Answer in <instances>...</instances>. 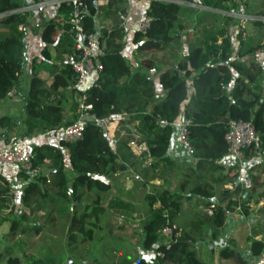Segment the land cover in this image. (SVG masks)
Returning a JSON list of instances; mask_svg holds the SVG:
<instances>
[{"label":"trees","instance_id":"1","mask_svg":"<svg viewBox=\"0 0 264 264\" xmlns=\"http://www.w3.org/2000/svg\"><path fill=\"white\" fill-rule=\"evenodd\" d=\"M96 1L99 3L97 7L93 0H82L83 29L94 32L95 13L104 18L111 16L113 21L98 38L100 53L97 59L102 68L84 91L85 102L90 103L91 108L84 120L82 134L73 141L60 139L58 144L30 145L32 166L38 167V171L33 173L19 168L18 175L23 179L20 213L15 214L18 205L9 180L0 173V229L8 222L7 236H13L27 216L26 209L28 213H33L42 208L45 215L38 217L30 227L37 235L46 224L55 225L58 214L69 213L68 245L73 247L80 243L83 251L88 252L93 239V225L107 210L113 221L119 222L118 226L122 225L126 216L138 222L140 230H136V234L140 245L144 250H151L153 257L146 261L142 256L135 260L124 256L119 261L95 264H207L199 256L196 242L204 240L207 229H210L209 239H214L231 210L236 208L235 215L246 216L257 186L263 189L264 195V162L249 164L256 170L248 177V186L235 182L238 163L228 155L223 138L229 120L248 121L260 143L257 148L252 145L243 147V160L264 155V95L259 83L264 70L255 60L258 50L264 52V41L253 42L245 25L264 28V11L250 15L246 9L238 10L236 0H181L185 4L148 0L144 11L148 17L147 27L144 32L135 30L132 36L135 51L172 50L174 46L181 51L174 65L161 69L155 84L147 77L148 74L130 67L121 54L124 31L118 16L125 13V1ZM118 4L123 8L115 10ZM56 6V17L42 20L32 27L48 44L41 52L44 59H49L52 46L56 51L55 45L62 46L63 52H74V37L69 22L73 5L63 0ZM22 7L16 0H0V13H6L0 17V101L10 92L19 95L22 101L19 117L0 116V138L6 143L15 139L11 135L13 130L19 129L18 137L23 139L62 129L77 118L76 102L72 106L75 112L72 119L64 121V109L55 100L58 95L56 90L60 87L75 85L79 96L72 61L61 66L62 72L53 74L51 83L47 84L39 75L45 60L33 57L28 88L23 93V74L27 63L25 36L29 23L25 10L11 12ZM183 10L190 15L195 14L196 20H199L198 16L207 17L210 13L221 20V23L211 24L212 18L208 16L210 22L202 27L199 41L190 42L184 53L178 43L181 34L177 31L183 28L180 23ZM230 20L234 21L232 26L236 30L234 47L230 40V31L233 30L224 24ZM156 85L161 91L160 96L155 90ZM189 86L192 88L190 95ZM181 105L183 117L189 120L186 129L192 148L189 155L192 165L186 167L180 158L178 190L172 191L164 187V182L173 174L172 167L178 163L168 156L167 151L173 122L178 118ZM112 115H120L119 123L126 133L125 137L115 142L114 148L104 132V122ZM133 134H138L139 142L145 145L135 153L129 143ZM64 149L69 154V168L65 165ZM183 155L188 156L186 153ZM225 156L229 158L227 166L220 162ZM130 157L138 164L136 174L141 179V185L151 186L143 195L144 210L137 211L134 203L118 196L108 198L106 206H102L101 194L109 189V183L91 178L88 173L110 178L132 164L128 161ZM51 168L56 171H50ZM66 170L70 172L69 178ZM49 177H52L51 184L48 183ZM219 182L221 189L216 193L214 184ZM87 194L91 200L80 204L79 201ZM191 196L201 198V206L205 208L212 204V213L208 215L198 211L186 228L175 224L173 219L179 213L182 200ZM171 224L177 227L171 235L161 234L160 229ZM237 226V233L218 246V256L229 264H250L252 259L264 256V234L255 238L252 232L248 234L247 230H243V222ZM2 257V264H23L22 257L8 251L0 253ZM58 258L48 248L42 255L27 256V264H64ZM65 264L88 263L72 260Z\"/></svg>","mask_w":264,"mask_h":264},{"label":"crops","instance_id":"2","mask_svg":"<svg viewBox=\"0 0 264 264\" xmlns=\"http://www.w3.org/2000/svg\"><path fill=\"white\" fill-rule=\"evenodd\" d=\"M18 1L21 6L29 5L33 2L39 1V0H16ZM125 2V13L123 15H119L117 13L113 14L115 17H119L120 20L118 21L120 25L123 28L124 31V37H123V47L121 50L122 56L125 58L126 62L129 64L132 68H139L141 71L148 74V76H154L157 72L161 71L162 68H164L167 65H174L176 58L179 57L180 54V48L178 46H174V48L170 51L169 49L161 50V51H155V50H145L141 52L135 51V44L132 42V36L136 29V20L138 16L142 13H144L145 8L147 6L146 0H124ZM195 1V0H194ZM96 7L99 5V3L95 0V3H93ZM57 4L52 3L44 6L42 9H23L25 10V18L26 21L29 23L26 27V36L25 41L27 43V50H26V56H27V63L26 68L24 71V79H23V93L27 91L28 83L31 76V60L33 57H38L40 59H44V55H42V50L45 45H48L44 43L41 40L40 32H34L32 30V27L35 26V24L40 23V21L56 17L57 12ZM123 8L121 4L117 5V8L115 10H119ZM86 11V10H85ZM101 12V11H99ZM111 12V11H110ZM183 16L181 18L182 20H188L186 16H184L186 13L183 10L182 11ZM94 21L97 23V29L99 31V37L101 36V32L104 29H107L110 27L111 22L113 21L111 16L110 18H104L102 15L94 14ZM204 17V16H203ZM197 25L194 29H189L190 38H187L186 41H184L186 35H183L181 32L178 33L181 34L179 37V44L182 47V53L185 52L187 45L190 42H197L199 39L197 38V29L204 27V22L199 20H196L194 16L190 19ZM93 21V26L95 27ZM180 21V23H181ZM20 28V27H19ZM41 29V28H40ZM39 29V31H40ZM184 29V28H182ZM98 37V38H99ZM54 45V44H52ZM50 48V57L49 59H44L46 64L44 65V68H42L39 72V75L45 80L47 84L51 83V78L53 74L55 73H61L62 67L66 62L72 61L74 58L73 53L63 52L62 46H56V51L53 48ZM74 47V45H73ZM176 50V51H175ZM59 56V57H58ZM175 58V59H174ZM255 60L257 64L261 67V70H264V52L258 50L255 54ZM160 73V72H159ZM263 74V73H262ZM95 76V75H94ZM93 76V77H94ZM264 77V76H262ZM156 77L153 78L155 84H156ZM190 80H188V83ZM75 85L72 86H66V87H60L56 90L58 93L57 97L55 98L56 101H59L61 106L64 109V121H69L72 119L73 114L75 113L72 109L73 103L78 101V92L75 91ZM155 90L157 91L158 96H160L161 91L158 90L157 85L155 86ZM192 93L191 86L188 87V95ZM22 108V101L21 97L13 92H10L7 97L0 101V116L7 114L13 117H19L21 113ZM182 109L183 105H181L178 118L174 120L173 122V129L171 133V138L169 142V148L167 151L168 156L171 159H175V162L178 163L177 166H173V174H171L167 181L164 182V187H167L169 190L177 191V181L179 178V174L181 173V168H179V160L185 152L178 146V144L174 140V135L176 133L177 129V123L180 121V118L183 117L182 115ZM121 119L120 115H112L110 118H108L104 122V132L107 136L111 147H115V142L123 137H125L126 133L121 128V124L119 123V120ZM109 124H107V122ZM60 130L55 131H48L43 134L34 135L32 137H25L23 139H16L25 141L30 149L31 144H41V143H51V144H58L60 141ZM9 143V142H8ZM3 139L0 138V149H2L6 144ZM133 147V146H132ZM145 147V145H144ZM133 152L137 151L135 147L132 148ZM141 150V149H139ZM65 152V165L67 168H69V154L67 149H64ZM134 152V153H135ZM187 154V153H186ZM227 159H229L227 156L223 157L220 162L224 163L225 166H227ZM130 163L128 167L123 171H118L115 174H113L110 178H107L108 183H111V190L114 189V193H111V196H118L122 199L128 200L135 205H137L136 199H139L144 204L143 195L145 192L149 191L151 189L150 184H147L145 186H142L141 179L136 174L137 169V162L134 158L130 157L128 160ZM145 161H143L144 163ZM264 162V155H258L251 157L248 161H242L240 165L238 164V179L239 182L243 184L244 187L248 186L249 180L248 177L250 174H252L255 170L251 167H249V164L253 163H259ZM175 163V165H176ZM19 168L16 165H3L0 166V173L3 174L10 182L11 189L15 195V201L18 206H21L19 203L20 198V186L22 185L23 179L18 175ZM66 174H68V178L70 177L69 170H66ZM179 175V176H178ZM52 177H49L48 183L51 184ZM156 181V180H155ZM103 193V192H102ZM258 196L255 199V196ZM88 194L83 197L79 201L80 204H83L85 202H89L86 200ZM109 197V198H110ZM201 198L198 196H191L188 200H182L180 205V210L175 217L174 223L179 226H185L188 228V222L191 218L196 217L198 211H204L205 207L201 206ZM19 208V207H18ZM17 208V209H18ZM137 208V207H136ZM144 208V206H142ZM207 208V207H206ZM144 209L140 210L142 212ZM139 211V209H137ZM236 208L234 210H231L227 214L226 222L224 226L221 228V230L218 231L214 239H209L208 233L210 232V229H207L206 232L203 235V241H197L196 242V249L199 250L200 254H202L205 250H207L210 253L211 259L210 263L207 264H229L222 260L218 256V246L230 235H235L237 233L238 224L240 222H243L244 229L247 230V233L254 235L255 238H260L264 234V195H263V189L260 186H257L255 192L253 193V196L250 200V210L249 213L246 216L243 215H235ZM206 213V212H205ZM16 214V213H15ZM27 216L25 219H23L21 225L19 226L16 233H13V236H7V232L9 231V226L7 229L2 227L0 229V253H5L6 250L8 252H11V254H17L20 257L21 255H42L46 249L50 248L48 245L52 243L51 234L52 229L58 227V223L61 222L60 219H57L55 225L46 224V226L43 228L40 234H35L30 227L35 223L38 217L45 215V210L42 208L37 209L33 213H26ZM62 215L66 214H58V218ZM63 216V218H64ZM64 227L66 231L68 230V223L67 221H64ZM184 227V228H185ZM4 228V229H3ZM22 240L24 242H22ZM5 241V242H4ZM65 244L67 247V252L64 253L65 256L62 257L61 251L53 250V246L50 248L52 252L57 254L58 259H62L63 263L65 264L68 261H76V262H85L88 264H94L93 261H90L89 259L83 258L82 252H79V249H76L78 245H81L80 243L74 245L73 247H70L68 245V235L67 239L65 240ZM201 244V245H200ZM20 247L18 251H16L15 247ZM246 247V246H245ZM65 249V248H64ZM245 249V248H244ZM71 250H75L74 253L71 252ZM243 251V250H242ZM202 256V255H199ZM204 260V259H203Z\"/></svg>","mask_w":264,"mask_h":264},{"label":"built area","instance_id":"3","mask_svg":"<svg viewBox=\"0 0 264 264\" xmlns=\"http://www.w3.org/2000/svg\"><path fill=\"white\" fill-rule=\"evenodd\" d=\"M63 0H39L26 5L22 8L13 9L11 12H16L22 9H42L44 6L52 3L59 4ZM73 5L71 13L70 24L71 31L74 37V58L72 59V69L76 75V87L79 89V96L77 101V118L63 127L60 130V139L66 141H73L79 139L82 134L84 120L89 116V109L91 104L85 102V89L88 87L92 77L101 70V64L97 57L100 53L98 40L94 37L93 33L86 32L83 29V3L82 0H67ZM148 1V0H146ZM159 1H173L184 3L181 0H159ZM185 4V3H184ZM190 5L195 6L194 3ZM6 13H0V17ZM148 24V17L145 13L138 16L136 20V29L144 32ZM189 120L181 117L177 123L176 133L174 140L178 146L189 156L192 148L187 139L186 125ZM138 134H133L129 143L136 149H143L144 143L139 142ZM227 144V153L233 161L240 164L243 161V147L252 145L257 148L260 141L254 128L248 121L244 120H229L227 129L223 135ZM3 165H16L18 168L32 171H38V167H33L31 162L30 149L25 141L14 140L6 144L0 149V166ZM69 193V192H68ZM205 212L210 215L212 213V204L205 208ZM177 227L175 224L165 225L160 229L161 234L171 235L173 230ZM156 254L161 255L160 252ZM250 264H264V256H258L250 262Z\"/></svg>","mask_w":264,"mask_h":264},{"label":"rangeland","instance_id":"4","mask_svg":"<svg viewBox=\"0 0 264 264\" xmlns=\"http://www.w3.org/2000/svg\"><path fill=\"white\" fill-rule=\"evenodd\" d=\"M236 2L239 5L238 10L241 11V10L246 9L247 13L250 15L256 14L257 11H264V0H236ZM184 16H186L188 20L181 21V25L184 29H180L178 31L181 32L183 35H186L184 39V41H186L187 38H190L189 29L190 28L194 29L195 27H197V25L195 24L196 22L195 23L193 22V20H191V23H190V19L192 18V16H195V14L190 15L189 13H186ZM203 16H198V17H200L199 18L200 21L204 22L205 26H208V23L210 22L208 20V16L212 18L213 22L211 21V24L221 23L220 17L214 16L213 13H210L208 16L206 15L207 17H205V15ZM220 16H223V14H220ZM245 17H248V16H245ZM232 23H234V21L230 20V21L225 22L224 24H226L227 28L230 27L229 29L233 30V31H230V30L229 31H230V40H232L233 47H234L236 45L237 39H236V30L232 26ZM245 25L247 26V32L249 36L253 38V42L264 41V28L256 29L253 26H250L248 23H246ZM205 26L203 28H205ZM203 28L201 27L197 29L198 39L200 38V31ZM0 31H1V28H0ZM261 76H264V73ZM259 83L263 87V95H264V77H261ZM109 122H111V120H109L107 124H109ZM18 132H19V129H17L16 131L13 130V132H11L12 138H15V139H12L11 141L20 139V137H18ZM181 160H182L181 163L185 165L186 167H188L189 165H192V159L190 156H183L181 157ZM200 173L201 175H206V173L204 172H200ZM238 179L240 178L237 177L235 179V182L241 183L238 181ZM109 185L111 186V183ZM214 185H215V188H214L215 192L216 193L219 192L221 189V182L216 183ZM114 192H115L114 189L111 190V187H109L107 191L101 194L100 203L102 204V206H106L108 198L111 196V193H114ZM86 200L90 201L91 196H87ZM135 203L137 204L136 207L137 209H139V211L143 209L142 206H144V204L141 200L136 199ZM18 207H17L18 209H16V214L20 213L22 209V206H18ZM23 209L25 210V208ZM71 210L72 208H70V211ZM26 211L28 212L27 209ZM63 216L64 215L58 218L61 220V222L58 223V227L51 230L52 234L50 236L52 239V243L48 245V247L50 248L53 246L52 247L53 250L58 251L60 249L59 251L62 252L61 254L62 257H64L65 256L64 253L67 252L65 240L67 239L68 233L64 227V221H67V223L69 224V213L66 214L64 218ZM118 224L119 222H116L115 220L113 221L111 213L105 210L99 215L98 222H96L93 225V233H92L93 239L89 243L90 250L88 252H84L82 249V245H78L76 249H79V252H82L83 258L93 261L94 264L96 262L119 261L124 256H128L131 260H135L139 256H142L146 261H149L150 259H152L153 252L151 250H144L140 245V238H138L136 234V230L138 231L140 230L138 222L126 216L125 221L121 222L122 225L118 226ZM8 226H9V223L5 222L2 227L7 229ZM15 233L16 231L14 232V234ZM22 242L24 241L22 240ZM19 248L20 247L16 246L15 247L16 251H18ZM71 252L74 253L75 250L73 251L71 250ZM243 252H245V250H243ZM201 255L205 262L210 263L211 256L207 250H205ZM21 256H22L23 264H27V260H28L27 255L25 254ZM2 259L3 257L0 258V264H2L3 262ZM60 260L63 261L62 259Z\"/></svg>","mask_w":264,"mask_h":264},{"label":"water","instance_id":"5","mask_svg":"<svg viewBox=\"0 0 264 264\" xmlns=\"http://www.w3.org/2000/svg\"><path fill=\"white\" fill-rule=\"evenodd\" d=\"M93 3H95V0H93ZM94 25H96V26L94 27V32H93V34H94V37H95L96 39H98V37H99V31H98V29H97V23H96V21H94ZM159 72H160V71H159ZM159 72H157L154 76H151V75L148 76V78H149V79H153L154 77L158 76ZM50 171H56V169H55V168H51ZM88 175H89L91 178L98 179V180H100V181H102V182H104V183H107V182H108L107 178H106L104 175H102V174L88 173Z\"/></svg>","mask_w":264,"mask_h":264},{"label":"clouds","instance_id":"6","mask_svg":"<svg viewBox=\"0 0 264 264\" xmlns=\"http://www.w3.org/2000/svg\"><path fill=\"white\" fill-rule=\"evenodd\" d=\"M94 35V34H93ZM98 40V39H97Z\"/></svg>","mask_w":264,"mask_h":264}]
</instances>
